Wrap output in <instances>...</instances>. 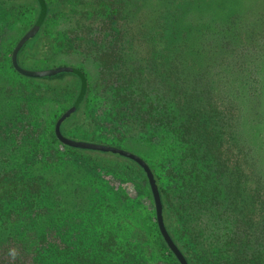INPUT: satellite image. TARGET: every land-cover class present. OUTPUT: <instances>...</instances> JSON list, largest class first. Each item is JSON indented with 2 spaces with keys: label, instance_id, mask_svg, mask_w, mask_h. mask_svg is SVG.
Returning <instances> with one entry per match:
<instances>
[{
  "label": "trees",
  "instance_id": "16d2710c",
  "mask_svg": "<svg viewBox=\"0 0 264 264\" xmlns=\"http://www.w3.org/2000/svg\"><path fill=\"white\" fill-rule=\"evenodd\" d=\"M7 1L5 8L18 11L20 1ZM24 1L33 10H41L39 0ZM162 2L158 9L137 8L129 13V0L79 4L85 5L80 14L105 17V28L112 24L108 19L114 15L122 21L113 45L99 49L90 40L80 45L84 50H100L101 62L110 69L106 80L117 81L120 77L122 84L130 86V94L137 96L121 108V129L125 133L136 128L171 135L185 149L191 171L197 169L196 182L205 184L199 190L193 179L185 177H193L192 173L180 165L176 184L180 185L183 207H175L169 188L153 170L166 225L189 263H210L207 251L189 237L202 232L208 242L218 244L219 252L226 250V264H264V148L244 135L249 126L259 125L263 118L257 112V101L263 98L264 89L254 67L262 61L256 54L264 50V42L256 39L257 31H252L249 41L233 40L231 30L238 15L226 17L217 32V27L207 21L213 16L210 9L186 6L185 0ZM47 5L49 12L41 36L45 35L52 11L76 12L77 8L74 1L64 0ZM143 94L151 100L140 99ZM70 118L63 122L61 131L65 137L75 139L65 126ZM56 138L69 150L134 183L149 186L146 173L133 160L111 152L74 148L64 144L57 134ZM40 180L37 175L29 177L14 168H0V264H47L46 257L56 250L52 246L53 233L44 228L55 209L47 204L41 211L39 200L56 198L62 189L46 186ZM70 193L78 196L80 189L76 187ZM223 228L229 231V244L219 246L226 234ZM13 250L15 255L10 254ZM142 262L139 256L134 264Z\"/></svg>",
  "mask_w": 264,
  "mask_h": 264
},
{
  "label": "rangeland",
  "instance_id": "374dc122",
  "mask_svg": "<svg viewBox=\"0 0 264 264\" xmlns=\"http://www.w3.org/2000/svg\"><path fill=\"white\" fill-rule=\"evenodd\" d=\"M18 1L19 12H11L4 7L8 1L0 0V159L5 162L0 168H14L29 177L37 175L46 186H61L56 198L39 200L41 211L47 204L55 209L44 227L53 233L52 246L56 248L46 257V263L134 264L141 256V264L147 261L179 264L161 235L150 187L134 183L123 174L58 143L56 124L75 103L81 83L72 73L35 82L15 70L12 53L32 29L40 12L24 0ZM58 1L47 0L50 4ZM64 1H74L76 12H51L42 40L47 44L45 55L40 53L43 44L38 33L25 45L19 58L23 61L25 56L35 57L27 60L25 67L29 69L67 66L82 70L88 78V93L82 111L66 121L69 134L75 139L119 147L140 156L161 178L164 187L169 188L173 205L183 207L180 185L176 184L180 165L192 173L193 177H185L193 179L195 184L198 180L195 175L199 176L197 169L191 171L185 149L171 135L140 132L136 128L125 133L119 123L121 108L130 105L136 94H130V86L122 84L120 77L117 81L106 80L110 69L101 62L100 50L88 51L80 45L87 40L99 49L113 45L115 33L121 29L120 17L109 18L112 24L105 28V17L78 12L85 6L79 4L95 0ZM129 4L128 13L137 8L158 9L164 2L129 0ZM184 4L198 10L210 9L213 16L207 21L217 27V32L226 17L238 15L231 30L233 40L247 41L252 31H257L256 39L264 42V0H185ZM258 54L262 61L254 68L264 89V50ZM55 91L57 94L52 99ZM141 98L151 100L144 94ZM257 103L262 122L249 126L244 135L264 148V95ZM197 184L199 190L204 188L202 181ZM76 187L80 189L78 196L70 193ZM223 230L226 234L219 246L229 244V231ZM189 235L196 246L207 251L211 264H226V250L219 252L218 244L208 242L202 232Z\"/></svg>",
  "mask_w": 264,
  "mask_h": 264
},
{
  "label": "water",
  "instance_id": "95a60500",
  "mask_svg": "<svg viewBox=\"0 0 264 264\" xmlns=\"http://www.w3.org/2000/svg\"><path fill=\"white\" fill-rule=\"evenodd\" d=\"M41 3V10L38 17V20L32 27V29L23 36V38L19 41L16 48L13 51L12 54V63L15 68V70L22 76L29 78V79H42L47 77H53L61 73H72L79 77L81 81L80 86V92L77 96V99L73 106L69 108V110L59 119V121L56 124V134L58 138L66 145L74 147V148H82V149H91V150H97L102 152H111L114 154H119L123 157H126L130 160H133L136 162L146 173V178L154 199L155 207H156V215H157V221L158 226L161 232L162 237L164 238L166 244L168 245L169 249L173 252L175 255L177 261L179 264H190L188 261V258L185 256L184 252L180 249L178 244L176 243L175 239L173 238V235L169 231L165 218H164V204L162 200L161 191L159 188V184L157 183V179L155 176V173L152 169V167L146 162L143 158L140 156L129 152L127 150L121 149L119 147L111 146V145H105V144H98L95 142H88V141H80L77 139H72L65 137L61 131V126L65 120L70 118L73 114L77 113L82 103L85 101V98L88 93V78L86 74L75 67H56V68H47V69H29L25 66L20 64L19 60V54L23 51L25 45L29 42V40L35 35H37L41 28L43 27L45 20L48 16L49 12V6L47 5L46 0H39Z\"/></svg>",
  "mask_w": 264,
  "mask_h": 264
},
{
  "label": "flooded vegetation",
  "instance_id": "af4514ba",
  "mask_svg": "<svg viewBox=\"0 0 264 264\" xmlns=\"http://www.w3.org/2000/svg\"><path fill=\"white\" fill-rule=\"evenodd\" d=\"M42 38H41V43L43 44V46L41 45L40 46V50H41V52L40 53H42L43 55H45V50H47V44H45L44 43V41L42 42V40H43V36H41ZM35 57H29V56H25L24 57V59H23V61H22V59H20V64L21 65H23V66H25L26 65V62H27V60H29V59H34ZM53 98V97H52ZM84 105V103H82V105H81V109H80V111H82V106ZM79 111V112H80ZM84 112V111H83ZM78 113V112H77ZM73 116V115H72Z\"/></svg>",
  "mask_w": 264,
  "mask_h": 264
},
{
  "label": "clouds",
  "instance_id": "9594fccd",
  "mask_svg": "<svg viewBox=\"0 0 264 264\" xmlns=\"http://www.w3.org/2000/svg\"><path fill=\"white\" fill-rule=\"evenodd\" d=\"M10 254H11V255H15V251L13 250Z\"/></svg>",
  "mask_w": 264,
  "mask_h": 264
}]
</instances>
